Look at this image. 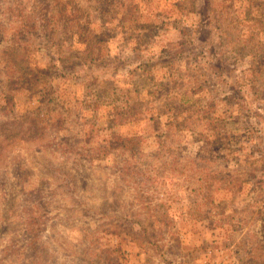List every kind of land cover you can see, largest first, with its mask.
I'll return each mask as SVG.
<instances>
[{
    "label": "rangeland",
    "instance_id": "obj_1",
    "mask_svg": "<svg viewBox=\"0 0 264 264\" xmlns=\"http://www.w3.org/2000/svg\"><path fill=\"white\" fill-rule=\"evenodd\" d=\"M0 264H264V0H0Z\"/></svg>",
    "mask_w": 264,
    "mask_h": 264
}]
</instances>
